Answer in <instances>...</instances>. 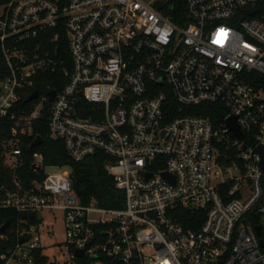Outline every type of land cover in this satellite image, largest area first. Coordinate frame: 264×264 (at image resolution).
Wrapping results in <instances>:
<instances>
[{"label":"built area","instance_id":"2783aa9c","mask_svg":"<svg viewBox=\"0 0 264 264\" xmlns=\"http://www.w3.org/2000/svg\"><path fill=\"white\" fill-rule=\"evenodd\" d=\"M42 72L64 83L28 100ZM47 103L53 137L77 161L103 152L125 206L85 203L69 169L35 151L39 176H0V228L10 221L0 264H36L58 221L70 262L82 249L93 264H264V0H185L183 10L177 0H10L0 14L9 169L26 164L23 137Z\"/></svg>","mask_w":264,"mask_h":264},{"label":"trees","instance_id":"16d2710c","mask_svg":"<svg viewBox=\"0 0 264 264\" xmlns=\"http://www.w3.org/2000/svg\"><path fill=\"white\" fill-rule=\"evenodd\" d=\"M9 1L10 0H0V6L6 5L9 3ZM177 2L180 3L181 10H183L185 0H177ZM173 19L177 22L179 21L176 17H173ZM63 83V79L57 78L52 73L42 72L39 74L34 88L38 89L40 93H44L48 87L55 88L59 91ZM22 104L25 106L28 105L26 102V96L22 98ZM205 106L210 108L214 107L215 105L210 104ZM49 107L50 103H47V108L35 121L33 134L23 137V147L28 155L26 164L17 170H13L5 166L1 159V180L3 182H8L11 180V178L17 176L22 180L29 182L35 177L39 176L33 171L31 161L33 152L37 151L42 153L46 165L67 167V169H69L74 181V187L85 203L94 201L99 206L106 208L124 207L126 200L125 191L116 187L113 176L106 168L107 158L105 154L103 152H98L97 154L88 156L81 161L74 160L67 152L65 143L62 140L53 137L52 135L51 129L49 127ZM199 109H202V107ZM189 110L193 111L196 110V108H191ZM10 127V122L0 120V146H2V139L9 136ZM36 136L42 137V143L30 149V145ZM1 219L13 220L12 212L10 210H5ZM96 229L101 231V226L96 227ZM93 262V258L86 256L83 258H77L72 262L66 260L65 264H93ZM36 264L61 263L56 260H51L43 252V249L39 248L36 254Z\"/></svg>","mask_w":264,"mask_h":264},{"label":"rangeland","instance_id":"374dc122","mask_svg":"<svg viewBox=\"0 0 264 264\" xmlns=\"http://www.w3.org/2000/svg\"><path fill=\"white\" fill-rule=\"evenodd\" d=\"M3 11V6H0V14ZM67 168V167H66ZM58 168H52L56 170ZM51 169L48 168V171ZM46 218L53 220V215L46 213ZM55 230L58 232L59 237L57 239H47L43 236V252L51 259L56 260L61 264H65L66 259L69 256V247L66 244H60L64 240V233L61 221L55 224ZM56 241L57 244H53Z\"/></svg>","mask_w":264,"mask_h":264},{"label":"water","instance_id":"95a60500","mask_svg":"<svg viewBox=\"0 0 264 264\" xmlns=\"http://www.w3.org/2000/svg\"><path fill=\"white\" fill-rule=\"evenodd\" d=\"M55 90H51L48 94H49V96H50V100H53V97H54V95H55ZM38 90H35L34 92H33V94L28 98V100H33L34 98H36L37 96H38ZM229 125L231 126V128L234 130V132L238 135V136H241L242 135V131L239 129V127H238V125H237V123H236V120H235V118H231V119H229ZM42 143V137L41 136H37L36 137V139L33 141V143L31 144V146L32 147H34V146H38V145H40ZM257 150L259 151V152H261L262 153V155H263V160H262V162H261V166L264 168V148L263 147H259V148H257ZM30 215H32V214H30ZM22 216L23 217H25L26 216V214L25 213H22ZM9 220H7L4 224H3V226H1V228H0V230L1 231H3V230H5V228H6V226L9 224ZM262 242H263V240H262ZM75 255L78 257V258H82L83 256H84V251L82 250V249H77L76 251H75Z\"/></svg>","mask_w":264,"mask_h":264}]
</instances>
